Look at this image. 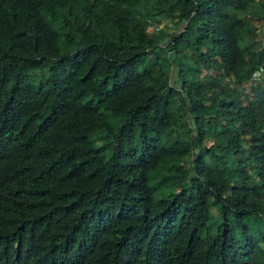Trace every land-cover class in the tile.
I'll list each match as a JSON object with an SVG mask.
<instances>
[{
	"label": "trees",
	"instance_id": "1",
	"mask_svg": "<svg viewBox=\"0 0 264 264\" xmlns=\"http://www.w3.org/2000/svg\"><path fill=\"white\" fill-rule=\"evenodd\" d=\"M261 68L264 0H0V264H264Z\"/></svg>",
	"mask_w": 264,
	"mask_h": 264
},
{
	"label": "built area",
	"instance_id": "2",
	"mask_svg": "<svg viewBox=\"0 0 264 264\" xmlns=\"http://www.w3.org/2000/svg\"><path fill=\"white\" fill-rule=\"evenodd\" d=\"M253 82L264 81V68L256 70L251 76Z\"/></svg>",
	"mask_w": 264,
	"mask_h": 264
},
{
	"label": "rangeland",
	"instance_id": "3",
	"mask_svg": "<svg viewBox=\"0 0 264 264\" xmlns=\"http://www.w3.org/2000/svg\"><path fill=\"white\" fill-rule=\"evenodd\" d=\"M170 3H173L175 0H168ZM146 15H147V18H148V20H152V16L147 12L146 13ZM168 18H171L170 16H167ZM170 24V23H169ZM180 28H182V26L180 27ZM249 43V39L248 38H245L244 39V44H248Z\"/></svg>",
	"mask_w": 264,
	"mask_h": 264
}]
</instances>
